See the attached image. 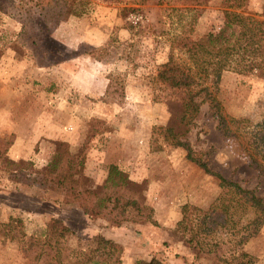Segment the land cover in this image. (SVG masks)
<instances>
[{"label":"rangeland","instance_id":"374dc122","mask_svg":"<svg viewBox=\"0 0 264 264\" xmlns=\"http://www.w3.org/2000/svg\"><path fill=\"white\" fill-rule=\"evenodd\" d=\"M158 1L69 0L49 29L39 15L23 26L10 1L0 0V140L9 144L7 156L35 164L20 172L13 171L19 166L0 170V264H30L22 232L38 237L46 228L29 213L53 208L38 207L29 197L73 209L63 202V189L31 181L32 170L46 164L60 144L85 149L84 182L96 194L116 164L146 196L154 221L136 224L158 230L159 240L146 252L150 257L167 264L213 263L197 258L186 242L188 230L178 228L183 208L194 205L228 211L231 220L211 237L221 253L231 256L242 249L254 257L253 264H264V220L245 213L238 193L217 175L264 199V173L251 164L240 140L223 129L208 102L188 123L182 93L165 90L166 82L157 80L160 66L172 57L188 66V40L220 29L223 0H205L197 13ZM139 3L141 12L123 10ZM243 11L264 20V0H247ZM176 73L181 80L187 70ZM217 96L225 116L246 118L250 125L264 122V80L256 75L223 72ZM7 203L27 211L21 217ZM5 215L21 218L22 224L6 230ZM90 218L102 224V218ZM71 220L75 227L85 225L77 213ZM126 223L135 224L131 214ZM94 238L68 235L62 246L86 250Z\"/></svg>","mask_w":264,"mask_h":264},{"label":"trees","instance_id":"16d2710c","mask_svg":"<svg viewBox=\"0 0 264 264\" xmlns=\"http://www.w3.org/2000/svg\"><path fill=\"white\" fill-rule=\"evenodd\" d=\"M9 1L12 15L23 26L34 23L36 15H39L49 29L61 19L69 7V0ZM110 1L123 3L125 0ZM139 1L143 4L147 0ZM164 2L180 5L181 9L197 13L198 7L203 5L205 0H159L158 4ZM246 2L247 0H223L224 21L220 29L208 33L202 40H188L186 45L188 66L172 57L170 61L160 66L157 80L166 82L165 90L173 89L182 93V105L185 108L184 115H188V123L198 115L201 104L208 102L214 110L213 113L220 117L223 129L240 140L251 164L260 173H264V122L250 125L246 118L225 116L217 96L218 84L225 71L254 74L264 80V20L258 19L255 14L244 13ZM142 4L137 8L125 5L123 10L138 13L142 10ZM180 69L187 70V73H183V78L178 80L176 79L178 74L175 72ZM111 87L112 80L107 90ZM173 93L177 92H172V95ZM59 146L50 159L46 160V164L32 170L35 176L33 179L30 173H25V177L27 175L30 177L25 179H31L39 184L56 185L64 190L63 202L67 206L80 209L90 217L107 220L113 226L123 225L130 214L135 223L154 221L153 208L147 204L146 196L131 186L129 175L118 165L109 166L102 192L96 194L94 189L87 187L84 182L85 149L73 151L61 144ZM8 149L9 144L0 140V170L19 166L13 171L20 172L26 167H35L33 162H16L7 156ZM21 164L23 166H20ZM199 165L207 169L204 162H199ZM217 175L238 193L239 203L245 213L252 215L255 221L262 222L264 199L253 190L229 181L221 174ZM193 212L198 213L193 216ZM230 220L227 210L222 211L221 208L202 210L197 206L188 205L182 210L178 228L188 230L190 236L186 242L197 250V258L210 259L213 261L212 264H253L254 257L248 252L239 249L231 256H226L220 252V244L211 238L216 229ZM185 221H188V226H183L186 224ZM13 224L21 225L22 219L9 215L7 223H4L5 229L10 231L15 228ZM204 224L211 226H203ZM22 234L23 238L27 239L25 249L30 264H122V246L102 235L94 238L93 244H87L90 246L86 250L62 246L64 237L75 236L76 233L58 217H52L38 237L27 236L24 232ZM135 264L167 263L154 256L149 260H138Z\"/></svg>","mask_w":264,"mask_h":264},{"label":"crops","instance_id":"0c3cea01","mask_svg":"<svg viewBox=\"0 0 264 264\" xmlns=\"http://www.w3.org/2000/svg\"><path fill=\"white\" fill-rule=\"evenodd\" d=\"M13 148H15V146ZM28 199L38 207L48 205L50 208H53V210H50L47 207L42 209L41 211H34V213H29V219L31 218L38 221H42V226H46L47 222L52 217H59L63 219L65 224L69 226L73 231H75L76 235L81 239H91L98 235H102L107 239H110L123 246V264H135L138 260L141 259H151L152 257L149 256L150 253L146 252L152 247L151 244H154L156 241H158L160 237L158 230H155L156 228L154 226H148V224L126 223L121 226H113L107 220L103 219L102 224L100 225L95 220L91 219L89 215H86L82 211L76 210L75 208H73L72 210L62 209L60 207V203L58 205L55 203H49L54 201L43 200L42 198L29 197ZM6 207L10 211H13V209L17 210V213H19L21 217L24 215V212L27 211L25 207L16 206V204L7 203ZM72 212L82 215L84 217V226L75 227L72 225ZM7 217L8 216L5 215L6 219ZM35 225L37 224L35 223ZM136 232H140V235H137ZM149 232H153V236H149ZM173 264L185 263L181 262L180 260L177 262L174 261Z\"/></svg>","mask_w":264,"mask_h":264}]
</instances>
